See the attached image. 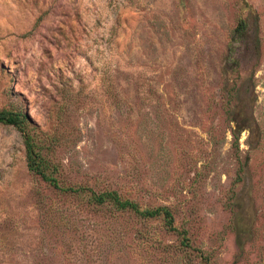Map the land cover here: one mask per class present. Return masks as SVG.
<instances>
[{
    "label": "rangeland",
    "instance_id": "374dc122",
    "mask_svg": "<svg viewBox=\"0 0 264 264\" xmlns=\"http://www.w3.org/2000/svg\"><path fill=\"white\" fill-rule=\"evenodd\" d=\"M5 108L63 186L167 206L190 247L54 189L0 124V264H264V0H0Z\"/></svg>",
    "mask_w": 264,
    "mask_h": 264
},
{
    "label": "trees",
    "instance_id": "16d2710c",
    "mask_svg": "<svg viewBox=\"0 0 264 264\" xmlns=\"http://www.w3.org/2000/svg\"><path fill=\"white\" fill-rule=\"evenodd\" d=\"M249 27V19L240 18L230 42L228 62L226 64L227 71H229L231 68H235L238 65V61L235 58V55H237V47L240 42H244V40L247 39L249 35ZM236 111V117L238 118L243 112L241 109ZM236 123L238 129L235 130L234 134L236 140L238 141L239 132L240 130L244 129L245 126L242 125L244 122L236 121ZM0 124L14 126L22 132L29 171L40 177L54 189L66 195L85 198L84 200L87 201V204L95 206L96 208L110 207L117 212H130L145 220L161 218L164 221V225L168 231L177 232L182 240V245L184 247H190L187 231H179L176 228L173 211L167 206L157 208H143L139 203L122 197L116 191L98 192L86 186H63L60 183L58 177L55 176L58 170L57 166L53 165L47 155L44 154V151H46L45 145H43L34 134H32L31 129L34 127V124L24 110L18 108L0 109ZM253 125H255L254 122ZM253 125L248 124V128L250 130H254L255 126ZM201 257L208 264V258L203 255Z\"/></svg>",
    "mask_w": 264,
    "mask_h": 264
}]
</instances>
